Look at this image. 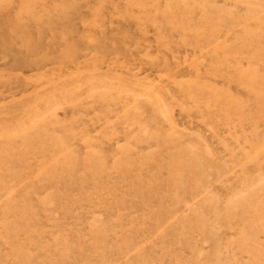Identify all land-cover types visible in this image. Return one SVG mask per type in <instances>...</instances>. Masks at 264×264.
Instances as JSON below:
<instances>
[{
	"label": "rangeland",
	"instance_id": "rangeland-1",
	"mask_svg": "<svg viewBox=\"0 0 264 264\" xmlns=\"http://www.w3.org/2000/svg\"><path fill=\"white\" fill-rule=\"evenodd\" d=\"M0 264H264V0H0Z\"/></svg>",
	"mask_w": 264,
	"mask_h": 264
}]
</instances>
